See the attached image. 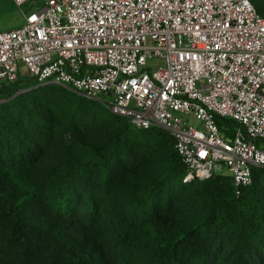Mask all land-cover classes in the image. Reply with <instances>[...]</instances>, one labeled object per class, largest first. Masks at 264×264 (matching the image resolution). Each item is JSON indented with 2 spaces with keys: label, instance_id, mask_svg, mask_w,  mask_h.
<instances>
[{
  "label": "trees",
  "instance_id": "obj_1",
  "mask_svg": "<svg viewBox=\"0 0 264 264\" xmlns=\"http://www.w3.org/2000/svg\"><path fill=\"white\" fill-rule=\"evenodd\" d=\"M186 173L166 130L60 84L3 83L0 264H264V166L238 194L227 172Z\"/></svg>",
  "mask_w": 264,
  "mask_h": 264
},
{
  "label": "built area",
  "instance_id": "obj_2",
  "mask_svg": "<svg viewBox=\"0 0 264 264\" xmlns=\"http://www.w3.org/2000/svg\"><path fill=\"white\" fill-rule=\"evenodd\" d=\"M37 1L21 26L0 31V85L22 63L38 84L96 99L136 128L166 130L183 181L220 163L238 194L264 166L255 144L264 140V17L249 0ZM215 116L235 123L231 139Z\"/></svg>",
  "mask_w": 264,
  "mask_h": 264
},
{
  "label": "rangeland",
  "instance_id": "obj_3",
  "mask_svg": "<svg viewBox=\"0 0 264 264\" xmlns=\"http://www.w3.org/2000/svg\"><path fill=\"white\" fill-rule=\"evenodd\" d=\"M37 2V0H32L19 7L15 5L12 0H0V31L10 30L21 26L24 22L23 13H28L30 10H34ZM149 62L152 64L153 68L163 64V60L157 59H151ZM17 72L18 76L28 75V70L22 63L18 64ZM104 107L108 110L106 106ZM191 123L198 126V122L195 119H193ZM217 169L220 170V172L228 173L227 168L221 164H216L214 166V170Z\"/></svg>",
  "mask_w": 264,
  "mask_h": 264
}]
</instances>
